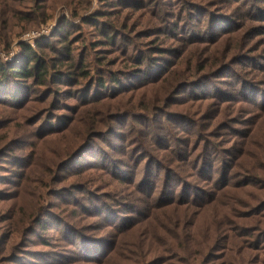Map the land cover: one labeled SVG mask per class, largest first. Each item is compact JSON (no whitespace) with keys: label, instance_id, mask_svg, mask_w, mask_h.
I'll return each mask as SVG.
<instances>
[{"label":"rangeland","instance_id":"374dc122","mask_svg":"<svg viewBox=\"0 0 264 264\" xmlns=\"http://www.w3.org/2000/svg\"><path fill=\"white\" fill-rule=\"evenodd\" d=\"M22 46L0 264H264V0H0Z\"/></svg>","mask_w":264,"mask_h":264},{"label":"trees","instance_id":"16d2710c","mask_svg":"<svg viewBox=\"0 0 264 264\" xmlns=\"http://www.w3.org/2000/svg\"><path fill=\"white\" fill-rule=\"evenodd\" d=\"M22 21H26V19H21ZM21 49L27 55V58L30 59L29 64L27 66L15 65L8 67L4 64L3 61L0 60V102H7L8 100H13L14 98V90L13 85H16L18 81L20 83L25 82L26 80H32V84L36 86H46L49 82V79L54 74V78H58L62 80L65 76L64 71L55 70L52 72V68L56 66L63 67V60H59L57 63H53V65H48L47 61H45L43 55L31 50L26 46H22ZM5 77V79H4ZM37 227H42L41 224L37 225Z\"/></svg>","mask_w":264,"mask_h":264}]
</instances>
